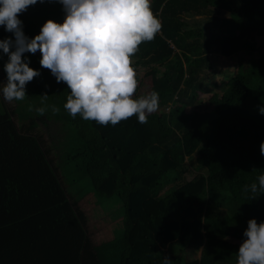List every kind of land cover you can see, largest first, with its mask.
Instances as JSON below:
<instances>
[{
  "label": "trees",
  "instance_id": "obj_1",
  "mask_svg": "<svg viewBox=\"0 0 264 264\" xmlns=\"http://www.w3.org/2000/svg\"><path fill=\"white\" fill-rule=\"evenodd\" d=\"M151 8L162 28L132 57L135 95L159 94L147 123L73 119L63 108L70 90L41 67L39 51L24 54L40 72L25 99L0 94V264H163L165 256L236 264L247 221H264V193L245 191L264 174V0H151ZM64 15L45 0L19 19L32 38ZM261 36L258 64L243 74ZM4 38L14 39L0 27ZM212 57L236 58V73L216 72ZM6 61L0 52V82ZM42 93L59 113H37ZM110 197L118 215L97 206Z\"/></svg>",
  "mask_w": 264,
  "mask_h": 264
},
{
  "label": "clouds",
  "instance_id": "obj_2",
  "mask_svg": "<svg viewBox=\"0 0 264 264\" xmlns=\"http://www.w3.org/2000/svg\"><path fill=\"white\" fill-rule=\"evenodd\" d=\"M37 2L45 0H0V27L14 37L0 39V52L7 56L6 81L0 82L3 100L25 99L26 85L40 72L29 67L24 54L39 51L41 67L70 90L63 108L73 119L79 115L106 126L135 116L139 123H147L159 109V94L135 95L138 73L132 57L142 42L152 41L162 28L151 0H55L62 5L63 22L48 19L39 34L29 38L19 16ZM48 96L40 95L45 105L36 109L40 115L48 107L53 114L60 111L56 105H46ZM259 113L264 115V107ZM259 148L264 156V141ZM257 179L258 183L245 187L250 199L264 193V174ZM243 237L236 264H264V221L249 219ZM163 264L172 261L165 256Z\"/></svg>",
  "mask_w": 264,
  "mask_h": 264
},
{
  "label": "rangeland",
  "instance_id": "obj_3",
  "mask_svg": "<svg viewBox=\"0 0 264 264\" xmlns=\"http://www.w3.org/2000/svg\"><path fill=\"white\" fill-rule=\"evenodd\" d=\"M197 20H199V18H195ZM189 22L192 21V19H186ZM255 42L257 44V46H259L260 48L256 51L253 52L252 54H248V56L245 57L244 59V63H245V68L242 70L243 74H246L247 72H249L250 70V64H258V55L261 53L262 51V44H263V36L261 37H255ZM212 61L214 63V67H215V71H219L221 69H226L228 68L229 72H231L232 74L236 73L237 71V59L232 57L229 59H223L221 57H212ZM145 92V89H142V91L140 90L138 93H142ZM210 94L208 95H203V98H209ZM188 163L186 160L183 161V163L180 166V169L182 172L186 171L188 169ZM98 208L100 210H103V212H109L111 215H118L121 212V205L119 203V201L117 200V198L115 197H110L108 199L105 200H101L98 201ZM92 213V212H91ZM122 228L120 230L117 231V229L114 230L115 234H119L121 232ZM163 254H167V250L163 251ZM199 254L198 251L195 252H191L190 256L191 257H197V255Z\"/></svg>",
  "mask_w": 264,
  "mask_h": 264
}]
</instances>
